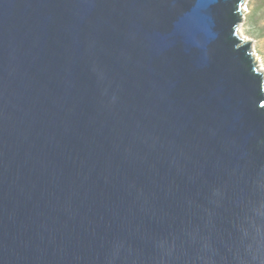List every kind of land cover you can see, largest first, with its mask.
I'll use <instances>...</instances> for the list:
<instances>
[{"label": "water", "instance_id": "water-1", "mask_svg": "<svg viewBox=\"0 0 264 264\" xmlns=\"http://www.w3.org/2000/svg\"><path fill=\"white\" fill-rule=\"evenodd\" d=\"M245 9L0 0V264H264Z\"/></svg>", "mask_w": 264, "mask_h": 264}, {"label": "rangeland", "instance_id": "rangeland-1", "mask_svg": "<svg viewBox=\"0 0 264 264\" xmlns=\"http://www.w3.org/2000/svg\"><path fill=\"white\" fill-rule=\"evenodd\" d=\"M240 32L246 41L251 42L258 65L260 63L264 69V0H246Z\"/></svg>", "mask_w": 264, "mask_h": 264}, {"label": "bare ground", "instance_id": "bare-ground-1", "mask_svg": "<svg viewBox=\"0 0 264 264\" xmlns=\"http://www.w3.org/2000/svg\"><path fill=\"white\" fill-rule=\"evenodd\" d=\"M245 11H246V9H245ZM244 39H245V38H244ZM245 40H246V39H245ZM254 55H255V54H254ZM260 65H261V64L259 63V65H258V67H260V68H259V71L262 72V73L264 74V69H263Z\"/></svg>", "mask_w": 264, "mask_h": 264}]
</instances>
